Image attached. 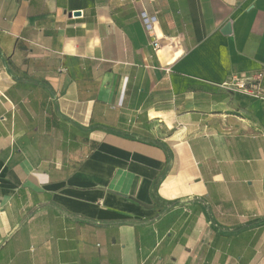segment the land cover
Segmentation results:
<instances>
[{"label": "crops", "instance_id": "0c3cea01", "mask_svg": "<svg viewBox=\"0 0 264 264\" xmlns=\"http://www.w3.org/2000/svg\"><path fill=\"white\" fill-rule=\"evenodd\" d=\"M257 71L264 0H0V264H264Z\"/></svg>", "mask_w": 264, "mask_h": 264}, {"label": "built area", "instance_id": "2783aa9c", "mask_svg": "<svg viewBox=\"0 0 264 264\" xmlns=\"http://www.w3.org/2000/svg\"><path fill=\"white\" fill-rule=\"evenodd\" d=\"M141 20L145 27V30L149 35L153 34V25L155 23V17L152 15H146L144 12L141 13ZM153 47L157 48L158 43L154 41ZM262 77L263 72L257 71L252 75H238L231 74L225 81H223L220 86L230 90L245 92L254 96H260L263 94L264 89L262 87Z\"/></svg>", "mask_w": 264, "mask_h": 264}, {"label": "water", "instance_id": "95a60500", "mask_svg": "<svg viewBox=\"0 0 264 264\" xmlns=\"http://www.w3.org/2000/svg\"><path fill=\"white\" fill-rule=\"evenodd\" d=\"M228 30H229V25L227 24L225 27V31H228Z\"/></svg>", "mask_w": 264, "mask_h": 264}]
</instances>
